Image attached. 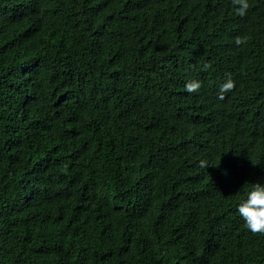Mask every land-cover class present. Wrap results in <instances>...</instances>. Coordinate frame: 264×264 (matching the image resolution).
<instances>
[{"label": "trees", "instance_id": "16d2710c", "mask_svg": "<svg viewBox=\"0 0 264 264\" xmlns=\"http://www.w3.org/2000/svg\"><path fill=\"white\" fill-rule=\"evenodd\" d=\"M249 3L0 0V264H264L237 211L264 184Z\"/></svg>", "mask_w": 264, "mask_h": 264}, {"label": "clouds", "instance_id": "9594fccd", "mask_svg": "<svg viewBox=\"0 0 264 264\" xmlns=\"http://www.w3.org/2000/svg\"><path fill=\"white\" fill-rule=\"evenodd\" d=\"M235 7V14L240 17L247 15L250 8L249 0H232ZM247 37L237 36L235 44L237 46L247 44ZM212 65L206 63L203 68L208 70ZM185 91L187 93H198L202 87L199 80H189L185 84ZM236 87L235 81L229 77L226 82L222 83L219 88L218 99L224 100L225 93L231 92ZM199 167L207 168L206 160L199 161ZM237 211L244 221V227L252 235H264V184L259 182L253 183L251 189L247 192L246 197L239 203Z\"/></svg>", "mask_w": 264, "mask_h": 264}]
</instances>
